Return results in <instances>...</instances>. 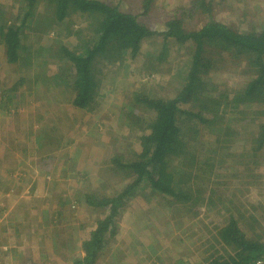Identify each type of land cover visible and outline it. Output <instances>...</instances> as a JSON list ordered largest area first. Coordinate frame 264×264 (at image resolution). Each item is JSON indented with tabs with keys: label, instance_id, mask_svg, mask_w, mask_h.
Wrapping results in <instances>:
<instances>
[{
	"label": "trees",
	"instance_id": "trees-1",
	"mask_svg": "<svg viewBox=\"0 0 264 264\" xmlns=\"http://www.w3.org/2000/svg\"><path fill=\"white\" fill-rule=\"evenodd\" d=\"M19 2L20 16L0 17L5 62L14 65L21 59L24 66L35 57L38 66L45 64L39 56L42 46L25 40V35L31 32L40 37L35 31L45 29L43 23L48 22L46 33L47 28L75 17L69 26L72 32L67 28L65 32L66 36L73 33L77 46L58 45L52 52L49 48L42 52L57 64L53 84L48 86L68 89V103L85 112L95 110L102 74L98 63L136 60L142 42L152 37L161 42L160 49L155 56H145L142 68L162 61L174 45L188 50L175 78L176 87L169 94L164 87L165 96L135 93L125 109L141 120L130 118V132L139 129V136L127 147L130 157L111 155L109 159L111 169L121 173L114 182L124 183L110 194H84L89 211L105 213L80 241L81 256L71 264H96L105 256L118 234L119 215L145 188L155 199L178 207L190 218L199 215L200 209L206 216L215 213L221 217L220 224L213 225L197 264H264V183L257 172L264 167V30L240 31L210 20L212 5L207 0H189L173 9L159 21V29L141 22L139 14L99 0ZM153 3L141 0V15L147 14ZM44 6L48 17L40 19ZM199 15L205 16L206 22ZM192 16H198V22L188 27L186 20ZM74 24H79V29H74ZM217 73L241 79L231 88L212 80ZM23 83L21 78L8 91H16ZM205 133L213 135V141L204 138ZM222 168L233 171L230 175L238 186L235 193L227 194L229 172ZM252 192L263 201L247 206V195ZM237 193L243 203L237 200ZM26 263L31 264L29 260Z\"/></svg>",
	"mask_w": 264,
	"mask_h": 264
},
{
	"label": "rangeland",
	"instance_id": "rangeland-1",
	"mask_svg": "<svg viewBox=\"0 0 264 264\" xmlns=\"http://www.w3.org/2000/svg\"><path fill=\"white\" fill-rule=\"evenodd\" d=\"M99 1L139 14L141 22L159 29V21L167 13L187 5L189 0H154L144 15L139 9L141 0ZM207 1L212 5L210 20L240 31L264 30V0ZM19 10V0H0V17L13 19ZM43 10L38 15L40 19L48 17L45 6ZM199 18L207 20L205 16ZM73 19L76 18L47 28V34L48 22L43 23L45 29L35 31L41 33L40 37L31 32L25 35V40L42 46L39 56L45 61L43 66H38L35 57L24 66L21 59L14 65L7 64L0 44V264H25L27 260L31 264H71L72 259L81 256L80 241L105 213L89 211L84 194H110L123 185L124 181L114 182L121 173L111 169L109 159L111 155L130 157L128 144L139 136L138 128L130 132V118L141 119L125 109L134 101L135 93L157 97L165 96L168 89L169 94L188 56L187 49L174 45L167 49L162 61H152L151 68H142L145 56H155L161 45L154 37L146 39L136 60L97 64L102 74L95 110H78L68 103V89L48 86L53 84L57 64L49 60L50 54L42 52L45 48L52 52L58 45L77 46L73 33L66 36L65 32V28L72 32L69 26ZM197 19L198 16L187 18V26L196 25ZM78 27L79 24L73 26ZM21 78L24 83L9 92ZM240 79L226 73L212 77L214 82L231 88ZM206 135L203 137L207 140L213 139V135ZM67 163L74 169L72 165L65 167ZM72 170L75 171L71 173ZM222 170L229 172L227 194L235 193L238 186L230 175L233 171ZM257 172L264 183V167ZM140 193L125 205L117 222L118 234L96 264H168L180 260L199 263L213 225H219L221 217L215 213L206 216L200 209L199 215L190 218L178 207L155 199L148 188ZM236 196L244 202L238 193ZM262 201L252 192L245 205L255 206Z\"/></svg>",
	"mask_w": 264,
	"mask_h": 264
}]
</instances>
